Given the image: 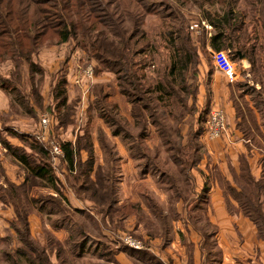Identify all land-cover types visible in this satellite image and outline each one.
I'll list each match as a JSON object with an SVG mask.
<instances>
[{"label": "rangeland", "instance_id": "rangeland-1", "mask_svg": "<svg viewBox=\"0 0 264 264\" xmlns=\"http://www.w3.org/2000/svg\"><path fill=\"white\" fill-rule=\"evenodd\" d=\"M44 1L46 3L43 9L47 12H53L52 6L55 4L62 5L68 10L77 7L82 12L80 24L88 26L91 22L92 24L96 22L98 25H94L92 32L103 34L105 28L108 41L112 40L114 45L118 42L114 34L126 39V0ZM138 1L153 10L151 15H144L141 22V28L149 31V39L153 38L152 43L157 49L156 58L151 63L149 71L156 70L154 75L157 72L161 77L168 69V49L165 46L164 32L180 27L181 23L185 32L190 33L198 55L197 75L212 70V53L215 51L208 44L211 27L202 20L196 5L184 0ZM213 9L218 8L215 6ZM84 12H89L90 15H85ZM64 14L67 24L75 28L78 23L77 16H67L66 12ZM50 23L51 26H55L58 21L50 19ZM75 32L78 34L77 38L66 43L57 44L52 34L41 40L34 59L42 68L41 74L28 75L27 67H22L24 105L16 104L17 106L11 107V96L0 89V145L4 148L5 142L13 149L24 152L25 155H29L30 161H37L39 155L29 148V144L36 147L42 145L48 152L51 175L54 179V181H36L40 185L36 186L34 196L45 197L48 201L42 211L30 216L31 221L28 217L29 237L33 240L27 241L38 249L45 246L48 240L53 243L59 241L67 252L68 244L72 242L68 240L69 236L77 237L75 241L79 242V237L86 235L89 239L78 260L80 264H157L156 261L146 263L128 255L124 252L126 248L145 251L153 258L156 256L164 264H261L260 258L264 257V242L257 240L256 229L252 222L241 212L227 208L226 202L225 204L223 202V195L220 196L212 185L211 189L208 185L206 194H209L213 201L207 205L205 198L197 199L199 192L208 184L206 179L211 173L210 166L205 168V163L200 170L198 167L192 168L189 171V180L186 181L173 163L170 151H166L164 143L166 139L160 136L151 124H147L150 134L146 140L134 141V146L141 144L143 151L153 160L149 162L148 172L140 174L139 165H143L144 161L132 157L133 143L126 140V129L134 136L137 131L131 127L134 124L130 116L131 108L126 102V96L119 90L118 75L103 65V61L98 59L101 57H96L98 53L88 52V49L77 43L87 42L84 31L81 29L79 31L77 28ZM102 57L107 58L104 55ZM263 57V52L258 54L255 65L247 69L241 67V61L234 60V72L239 76L246 75L250 82L264 84ZM10 63L12 62H0V78L9 77ZM88 70L91 73L89 77L84 75ZM220 76L222 79L229 78L221 72ZM203 83L205 84V79ZM57 84H63L66 90L67 105L63 109L57 107L55 99ZM205 93H198L197 100L193 96H189L188 99L182 97V106L175 102L177 101L175 98H171L166 107L157 106V114L162 121L161 126L172 135L169 137L171 143L177 142L173 138L174 130L181 131L184 137L187 136L188 131H195L198 128L199 122L196 119L200 114L202 118L206 105V99H203L209 95L208 90ZM102 96H104L103 100ZM215 106L211 108L221 110L225 117L224 110ZM167 112H172L176 119L168 117ZM110 116L113 123L108 124ZM44 118L48 119V127L43 132L41 121ZM225 125L227 127L226 118ZM226 127L220 136L222 141L228 134ZM82 138L88 140L92 154L95 156V163L88 179H95L98 168L104 169L107 166L105 156L107 150L118 156L115 165L117 201L114 210L126 206V201L137 203L147 217L144 221L152 228L147 227L148 230H152L150 233H153L154 225L162 227L165 222L168 229L166 241H163L161 236L150 235L141 223L138 224L135 216L114 221L108 216H103L98 207L89 201L87 193L83 194L78 181L75 182L78 165L75 163L74 168L69 171L61 157L51 156L49 152L51 144L54 146L59 144L61 147V143L75 142L76 139ZM205 140L218 139L205 138ZM235 151V147L231 146L227 151L219 149V155L221 157L224 155L222 153L227 152V157H230L231 154L237 153ZM154 154L155 159L152 157ZM80 157L81 163H85L89 158L88 151L82 150ZM220 157L216 156V166L219 168L224 166L222 177L228 182L231 181V186L235 187L231 172H240V161L238 160L237 170L234 166H229L227 170L222 163L227 159ZM0 161L4 168L3 177L0 179L1 185L26 184L28 173L25 174L8 150L7 153L0 151ZM261 166L259 164L258 167L256 161L252 159L251 167L254 174L259 169L261 176ZM213 167L212 170H215ZM248 167L250 170V166ZM162 170L170 175L168 180L160 175ZM192 170H196L198 175L195 172L192 174ZM228 175L231 179L227 178ZM201 179L203 180L200 181ZM186 182L189 184L185 185ZM1 195L8 194L2 192ZM227 198L232 206H237V202L232 197ZM2 200L6 199L2 198ZM197 201L198 203L202 201L200 209L195 206ZM152 203L158 205L164 220L154 213L151 208ZM14 216L12 206L0 202V264H29L26 257L17 255L18 250L26 248L15 239L16 235L11 227ZM58 218L62 220V224L56 222ZM244 220L249 222L246 223L247 226ZM18 228L23 229V224H19ZM252 228L254 233L251 232ZM46 232L48 234H45ZM97 242L101 244L98 245ZM215 250L220 252L217 260L213 253ZM52 261L56 262L54 258Z\"/></svg>", "mask_w": 264, "mask_h": 264}, {"label": "trees", "instance_id": "trees-1", "mask_svg": "<svg viewBox=\"0 0 264 264\" xmlns=\"http://www.w3.org/2000/svg\"><path fill=\"white\" fill-rule=\"evenodd\" d=\"M184 1L196 5L200 10L202 20L211 27L208 44L214 51H225L232 62L239 60L237 54L240 53L251 67L255 65L258 54L263 52L264 55V0ZM45 3L44 0H0V62H12L10 63L9 77L0 78V89L11 96V107L17 106L16 104H25L24 96H22V67H27L28 75L42 73L41 66L34 60L41 40L52 34L56 38L57 44L66 43L77 38L78 34L75 31L79 28V31L80 29L84 31L87 42L83 44L78 41L77 43L83 45L86 50L88 49V52L98 53L96 57L103 58L102 55L106 56L107 58H103L104 60L98 59L103 61V65L109 71L111 70V72L113 71L118 75L119 90L121 94L126 96V102L131 108L130 116L134 122L131 127L137 131L134 136L126 129V140L133 143L132 157L138 161H144L143 165H139L140 174L143 175L148 172L149 162H153V160L151 156L143 151L141 144L134 146V141L146 140L150 134L147 124H151L155 127L156 132L166 139L164 142L167 148L166 151H170V157L178 168L179 174L186 181L189 180V171L196 167L202 158L203 148L200 137L204 131V124L210 110L209 100L207 98L205 100L206 105L202 112V118L200 114L196 119L199 126L195 131H188L187 136L183 137L181 131L174 130L175 137L173 138L177 140L176 144L171 143L169 140L172 135L170 131L167 132L161 126L162 121L159 120L157 114V106L166 107L171 98H175L177 100L175 102L182 106V97L188 99L189 96H193L196 100L198 97V55L190 33L185 32L183 24L181 23V26L176 29L164 32L169 66L160 77L157 72L154 75L156 70L149 71L151 63L156 58L157 49L152 43L153 38L149 39V31L141 28L142 18L144 15H151L153 10L141 5L140 1L126 0V39L114 34V37L118 38L116 45L113 44L112 40L108 41L109 38L106 35L105 28H103V34L102 32H92L94 25H98L96 22L93 24L91 22L88 26L81 25L82 12L77 7L68 10L62 5L55 4L56 8L52 6L53 12H47L43 9ZM204 6H207V8ZM215 6L218 9H213ZM65 12L67 16H77L76 21L78 23L75 28L67 24ZM84 14L87 15L89 12H84ZM50 19L57 20L58 24L51 26ZM175 19L177 20V18ZM212 68H214L213 65ZM63 87V84H57L55 91L57 107L61 109L67 105L66 90ZM238 90L251 93L254 106L264 110L262 90L256 91L253 87L248 86H238ZM33 95H35L34 90ZM104 96H102V100ZM167 115L176 119L172 112H167ZM107 123H113L111 116ZM115 133L119 134L117 131ZM244 137L253 142L256 140L251 132H244ZM87 141L82 138L76 139L75 142L61 143L62 155L60 156L69 171L74 168L75 163L78 165L79 170L75 182L78 181L83 194L87 193L90 198L89 201L98 207L103 216H108L113 221L135 216L138 224L141 223L146 230H148L147 227L151 228L150 224L144 221L147 217L137 203L126 201V206L114 210L117 201L115 165L119 159L118 156H114L111 151L107 150L105 155L107 166L104 169L98 168L95 179H88L89 172L95 163V156L92 154L91 145ZM4 145L11 157L25 171V174L28 173L27 175H29L26 178V184L22 185L13 183L7 186L8 183H6V186H3L0 182V202L12 206L15 214L14 220L11 222L12 231L16 235V241L26 248L18 250V257H26L29 264H80L78 260L84 252L87 239H89L86 235L79 237V242L75 241L77 237L70 238L69 236L68 240L72 242L68 244L67 252L62 248L59 241L53 243L48 240V243L39 249L27 241L31 239L29 237L28 217L42 211L48 201L45 197L34 196L33 192L40 185L36 181H54L51 175L48 152L45 151L42 145L36 147L29 144V148L39 155L37 161H30L29 155L13 149L5 142ZM82 150H87L89 153V158L85 163H81L80 153ZM152 157L155 159V154ZM260 165H262L261 176L255 179L249 171L247 161L240 158V172H231L235 187H232L219 174H215V176L226 199L227 208L232 209L234 212H241L244 217L248 218L256 229L257 240L264 242V157L260 160ZM3 172L4 168L0 161V179L3 177ZM165 172L164 170L160 171V175L168 180L170 175L165 174ZM189 182H186L185 185H188ZM208 185L206 184V187L202 188L197 199L205 198L208 201L206 194L209 189ZM2 192L8 195L2 196ZM227 197H232L237 202V206H232ZM2 198L6 200H2ZM201 202L198 203L197 201V204L195 203L198 209L202 207L200 206ZM151 208L156 215H160L164 220L157 204L152 203ZM65 217V213H63V219ZM56 222L62 224V220H59V218ZM19 224H23V229L18 228ZM151 231L148 230L150 235L161 236L162 240L166 241L168 229L165 222H163L162 227L154 225L153 233H150ZM45 234H48V232ZM97 244L100 245L101 243L97 242ZM96 247L98 249V246ZM124 252L146 263L156 261L157 264H164L156 256L158 260L142 250L136 251L126 248ZM213 253L217 260L220 252L215 250ZM53 258L56 260L55 263L52 261Z\"/></svg>", "mask_w": 264, "mask_h": 264}, {"label": "crops", "instance_id": "crops-1", "mask_svg": "<svg viewBox=\"0 0 264 264\" xmlns=\"http://www.w3.org/2000/svg\"><path fill=\"white\" fill-rule=\"evenodd\" d=\"M239 61H241L240 62L242 65L241 67H243L244 69H247L250 66L247 60L239 59ZM202 77L205 79V84L203 83L204 79ZM248 79L249 78L246 75L239 76L236 75V73L232 79L229 78L222 79V77L220 76V72L215 68H212L211 71L209 70L208 73L207 72L200 73L198 76V90H199L198 92L200 94H204L205 91L208 90L209 95L207 96H208L210 108L214 107L215 105H216L215 107L217 108L218 107L222 108L224 110L225 118L227 122L226 129L228 130V134L224 138L222 137L224 142L220 140V138L216 141H210V140H205L203 136L200 137V143L203 148L202 158L196 166L198 167L199 170L201 169L200 167L204 166L205 163H206L205 168L206 166L208 167L210 166L209 168L211 169V173L209 174L208 179H206V181L208 182L210 189L212 185V188L218 191L220 196L221 194L223 195V192L218 184V180L215 174L216 175L219 174L220 176H222L221 173H224L223 171L224 166H222L221 168L216 166L217 165L216 156L218 155L220 157L219 149L221 150L224 149L225 151H227V148L229 149L232 146V148L235 147L237 151V153L235 154H231V155L229 154L230 157H227V152L222 153L224 155H222L220 158L227 159L225 161H222V163L225 165L227 170L229 169V166H234V168L237 170L238 160L240 161L241 158V160L244 161L248 160L247 163L249 164L248 166H250V170L252 172V167H251L252 159L256 161L259 167L260 160L262 159V157H264V110H260L259 108L254 106V100L251 93L238 90V86L239 87L248 86V87H253L256 91L262 90L263 92L261 93L264 94V84H262L261 82L258 83H254L252 81L250 82ZM207 96L203 100H205ZM244 132H251L256 140L253 142L250 139H246V137H244ZM233 136H234V140H233ZM230 152H232V149L230 150ZM208 156L210 157V159H206ZM232 157L234 158L229 159ZM212 166H214L213 169L215 170H212ZM191 172L192 174L194 172L197 174L196 170H192ZM252 174L251 175L255 179H258L260 176L259 169L256 174H254L253 172ZM229 175L228 177L227 176L226 177L228 179H231ZM202 180L203 179H201L200 181ZM229 183L231 184V181H229ZM207 196H208V201H206V203L208 205L213 200L212 198H210L209 194H207ZM223 199L222 200L225 204L226 199L224 196ZM31 218L32 217H30V221ZM244 221H245V225L247 226L249 222L247 220ZM252 231L254 233L253 228L251 232ZM260 261L261 264H264L263 256L260 258Z\"/></svg>", "mask_w": 264, "mask_h": 264}, {"label": "built area", "instance_id": "built-area-1", "mask_svg": "<svg viewBox=\"0 0 264 264\" xmlns=\"http://www.w3.org/2000/svg\"><path fill=\"white\" fill-rule=\"evenodd\" d=\"M212 64L216 70L228 76L229 79H232L235 76L234 63L230 60L228 54L225 51L213 52ZM84 75L89 77L91 76V73L88 70L84 72ZM41 123L43 128L42 131L44 132V130L48 127V119H42ZM225 127V117L223 116L222 111L211 108L204 124V131L202 133V136L206 139H219L221 134L224 132ZM39 138L44 141L42 137ZM55 145L56 146L51 144L49 152L52 157L53 155L60 157L62 155L61 147L59 144ZM0 151H2L3 153H7V149L5 146L3 148L0 145Z\"/></svg>", "mask_w": 264, "mask_h": 264}, {"label": "water", "instance_id": "water-1", "mask_svg": "<svg viewBox=\"0 0 264 264\" xmlns=\"http://www.w3.org/2000/svg\"><path fill=\"white\" fill-rule=\"evenodd\" d=\"M237 55H238L240 60H244V57L240 53H238Z\"/></svg>", "mask_w": 264, "mask_h": 264}]
</instances>
